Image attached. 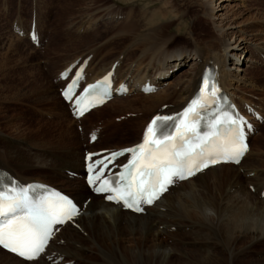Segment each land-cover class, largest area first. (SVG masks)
Wrapping results in <instances>:
<instances>
[{"label":"bare ground","instance_id":"1","mask_svg":"<svg viewBox=\"0 0 264 264\" xmlns=\"http://www.w3.org/2000/svg\"><path fill=\"white\" fill-rule=\"evenodd\" d=\"M200 1L206 10L204 15L210 20L211 31L207 38L195 39L191 36L192 43L190 45L171 50L166 47L167 42H162L164 40L157 44L156 40L160 38V33L157 22L154 20L152 23L150 22V26H154V28L151 27L148 32H141L145 28L141 29L139 41L135 42L134 40L133 45L126 49L127 52L126 50L121 52L130 54L132 51V58L122 61L120 58L112 59L110 56L109 61L98 63L95 69L91 70L100 54L97 52L95 55L92 53L93 49L88 47L74 59L66 61L57 74L77 58L91 54L92 59L88 64L87 71L89 80L93 81L114 62L121 61L120 65L116 67L115 76L118 81L127 78L130 84V93L140 94L117 96L109 102H118L119 108L124 107L123 113L131 116L129 125L140 127V133L143 125L148 122L153 113L160 111L163 104H167V108L163 110L164 113L182 109L194 94L203 69L209 65L215 66L220 74L222 86L230 92L240 107L243 106V103L252 106L250 99L244 96L247 93L240 90L241 88L238 86V83L243 82L246 76L244 72L247 66L245 67L241 60L250 61L251 67H255L257 63L261 66L264 65L261 61L264 45H257L259 37L254 38L253 34L242 29L239 24H234L236 12L229 9L228 4L219 6V4L214 5L216 0ZM219 1L224 3L227 0ZM109 8L100 7L96 11L102 13V16L110 17ZM224 10L227 12H223ZM158 19L160 18L158 17ZM35 22V26L40 32L37 36V39H40V46L37 50L42 51L45 44L36 16ZM135 28L133 25H127L125 31L132 33ZM29 31L27 30V32ZM15 36L17 39H25L19 34H15ZM249 36L252 37L249 38L250 47L245 49L247 54H239L238 59H235L236 51L241 48L242 44L247 43ZM12 45L10 44V46ZM43 45L44 47L41 49ZM110 50L108 52L111 54L112 50L111 52ZM134 50H138V52L134 54ZM108 52L104 53L109 55ZM253 53L256 56L251 59ZM8 59L7 53L3 54L0 62H8ZM14 63L17 64V61L15 60ZM172 70H176L174 76H172ZM147 78L160 85V88L154 93L143 94L139 91L140 85ZM168 78L169 80L175 79L173 86L168 85L170 82L164 85ZM22 79L23 81H20V78L18 86L29 87L30 93L40 90L44 82L43 77L41 78V75L33 70H26ZM54 84L57 87L61 82L57 81ZM109 102L90 111L81 120L104 108ZM56 104L57 116L65 119L70 118L69 121H66L65 127L62 126L64 122L61 123L62 127L59 131L64 147L58 151L49 150L48 147L34 157H30L22 151L9 147L6 142L9 140L4 139L0 131V138H3V142L6 143L5 147L0 148V168L8 170L22 182H46L42 178L24 176V171L30 170L46 176L59 177L66 183H77V185L72 183L73 185L69 186L72 190L71 194L80 203L87 201L88 198L89 201L81 214L62 227L48 244L47 258L49 259L41 257L26 262L0 249V264H52V261L58 257L63 258L61 264L66 261H73V264H264V258L248 259L245 263L249 252L255 246L264 244V200L260 197V191L264 186V176L260 178V173H264L263 147L256 148L250 144L249 151L238 166L220 164L208 168L171 187L157 202L146 208L145 214H134L122 210L119 206L103 202L99 196H92L88 193L83 182L64 174L68 171L81 173L85 148L99 150L111 149V147L96 148L102 138V131L94 144H85L84 148L77 147L74 141L67 142L68 135H70L67 128L71 123L77 121L70 116L67 105L61 98L56 99ZM53 111L55 110L53 109ZM259 111L264 117L262 109ZM255 123L254 135L264 124V120L262 124ZM15 131L18 132L14 125L11 132L15 133ZM11 132L10 134H12ZM78 135L77 133V138ZM15 136L19 137V135ZM241 168L244 170H242L243 174L239 172ZM245 182L248 184L244 185ZM252 185L255 188L254 192L249 188ZM83 195L85 198H82ZM94 253L98 254V257L94 256Z\"/></svg>","mask_w":264,"mask_h":264},{"label":"rangeland","instance_id":"2","mask_svg":"<svg viewBox=\"0 0 264 264\" xmlns=\"http://www.w3.org/2000/svg\"><path fill=\"white\" fill-rule=\"evenodd\" d=\"M33 3L37 9L35 13L38 24L40 25L39 28L41 32L43 31L44 38L49 40L43 51L40 50L39 52L37 50L39 48L28 46L29 42L27 39L23 40L18 38V40L15 34L12 32V36L10 34L11 20L15 17L18 9L20 10L21 16L19 17H22L23 26L28 27V22L32 18L31 10L32 6H34L32 5ZM216 4H219V6L228 4L229 9L236 12V17L233 20L234 24H239L242 29L253 34L252 36L254 38L259 37L260 39L257 41V45H264V0H227L224 3L216 0L214 5ZM53 6L54 8H52ZM100 7H110V17H106V15L102 16V13L96 11V9L98 10ZM225 11L227 12V10L223 12ZM205 13V7H203L200 0H0V58L1 55L6 53L9 57L8 62H0L1 135L4 139L7 138L9 140L6 141L9 147H12L14 150L22 151L30 157H34L37 153H41L48 147L50 148L49 150L52 151L61 150L64 147V143L61 141L59 131L62 126L65 127L67 125L66 121H69L68 119L70 118L68 117L65 119L59 115L57 116L58 108L56 107V99H60V97L56 91V85L53 79L66 61L74 59L82 50L88 47L93 49L92 53L97 54L98 52L100 54L97 58L99 59V64H102L105 60L109 61L111 57L112 59L120 58L124 61L126 58L131 57L132 51H130V54H122L121 52L131 47L134 40L135 42L139 41L141 32H148L151 27L154 28V26H150L154 20L157 22V28H159L160 33V38L156 40L157 44L160 43L161 40H164L162 42H167L166 47H169L171 50L178 49L179 47H186L192 43L190 40L191 36L195 37V39H203L209 36L208 34L211 31V26L209 24L210 20L204 15ZM162 15H164V17H161ZM158 17L160 19L157 20ZM127 25L135 26L136 32L133 31L131 33L130 31L126 33L125 30ZM193 25L195 26L192 29ZM44 27L47 29H44ZM81 27H83V31L80 32ZM141 29L143 30L141 31ZM252 36H249L248 39ZM16 39L17 41H15ZM9 43L13 45L10 46ZM249 47L250 39L247 40V43L242 44L241 48L236 51L235 59H238V56H240L239 54L246 55L245 49ZM108 49L112 50L111 54L108 52ZM138 50H134V54L137 53ZM20 51L22 52L20 53ZM104 52H106V54L108 52L109 55H106ZM103 54H105V56H103ZM255 56L256 55L253 53L251 59ZM22 59L24 60L23 62ZM253 59L255 60L257 58ZM15 60L17 64L14 63ZM241 63H244L245 67H247L244 72L246 74L245 80L238 83V86L241 88L239 89L245 91L248 95H251V97L264 98V65L261 66L257 63L255 67H251L249 65L250 61H243V59ZM180 68H182V66ZM26 70H33L39 73L41 78L43 77V85L36 93H30L29 87L27 86H18L20 78V81H23L22 75L26 73ZM175 71L172 70V76L175 75ZM169 82L168 85L173 86L175 79L172 78ZM247 94L244 95L245 98L253 101L252 98L247 97ZM117 104L119 103L113 101L111 103L109 102L105 108L99 109L102 112H99V110L95 112L98 113L99 118L122 117L123 115L128 117L124 120V124H122L123 122L111 124V122V126L107 129L109 133H111V136L109 135L110 138L105 140L106 145H114L111 147H125L131 144V142H135L139 137L140 127L129 125L131 116L129 114H124V107L119 108ZM52 108L55 111H53ZM90 118L91 120H95L97 115L92 114ZM89 120L90 119H87L85 124H87ZM61 123H63L62 126ZM14 125L18 132H11L14 129ZM67 130L70 135H68L66 141L69 143L74 141L77 147H82V143L79 141V135L77 138V131L74 123H71ZM10 132L14 135L10 134ZM15 135H19V137L22 138ZM255 137L252 139L251 146L264 148V124L260 127ZM3 138H0V148L6 145V143L3 142ZM76 139L77 141L75 142ZM105 143H103V145ZM242 170V168L239 169L241 174H243ZM23 174L31 178H42L44 181L52 182L59 187L62 186L70 193L72 190L69 186L73 184L77 185V183H66L58 177L46 176L37 171L27 170L24 171ZM260 174V178H262L264 173L261 172ZM246 183L247 182H245L244 185ZM247 186L246 188H248ZM82 198H85V195H83ZM75 230L79 231L80 229ZM94 256L98 257V254L94 253ZM246 258L247 260L245 263L248 259L264 258V244L255 246Z\"/></svg>","mask_w":264,"mask_h":264},{"label":"snow or ice","instance_id":"3","mask_svg":"<svg viewBox=\"0 0 264 264\" xmlns=\"http://www.w3.org/2000/svg\"><path fill=\"white\" fill-rule=\"evenodd\" d=\"M108 79L105 77L104 81L89 85L85 92L99 89ZM78 80L79 74L65 91L68 99L72 98L73 85ZM218 92L214 79L208 74L204 75L199 95L178 116H156L145 130L143 142L124 150L131 154L128 162L122 165L124 171L112 180H102L96 191L111 192L113 194L107 196L108 200L123 202L126 207L139 212L143 211L140 206L142 202L152 204L176 179H187L210 164L219 163L221 159L239 163L248 145L236 119L227 118L229 127L224 133L218 132L223 124L219 119L211 125L213 131L204 135L198 131L200 110L214 103ZM80 102L77 98V106ZM77 110L82 114V109ZM215 137H220V141L210 148ZM124 152H113L89 164V171L95 173L89 182L100 180L108 165ZM14 191L0 190V245L28 260H34L44 252L53 234L52 226L62 224L65 219L75 215V207L71 206V210L66 211L63 204L42 202L34 205L26 197L9 195ZM67 203L70 205V202Z\"/></svg>","mask_w":264,"mask_h":264}]
</instances>
